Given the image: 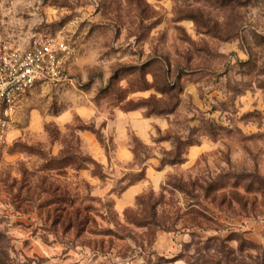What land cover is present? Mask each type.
<instances>
[{"label":"rangeland","instance_id":"rangeland-1","mask_svg":"<svg viewBox=\"0 0 264 264\" xmlns=\"http://www.w3.org/2000/svg\"><path fill=\"white\" fill-rule=\"evenodd\" d=\"M0 30L67 46L61 79L33 85L0 135V264L258 261L264 0H0ZM61 139H79V171L49 168ZM50 187L92 208L82 236L62 233ZM154 206L160 227L134 224ZM160 233L172 247L153 248Z\"/></svg>","mask_w":264,"mask_h":264},{"label":"built area","instance_id":"built-area-1","mask_svg":"<svg viewBox=\"0 0 264 264\" xmlns=\"http://www.w3.org/2000/svg\"><path fill=\"white\" fill-rule=\"evenodd\" d=\"M63 41H36L27 48L11 46L0 30V135L8 127L23 95L37 82L61 79Z\"/></svg>","mask_w":264,"mask_h":264},{"label":"trees","instance_id":"trees-1","mask_svg":"<svg viewBox=\"0 0 264 264\" xmlns=\"http://www.w3.org/2000/svg\"><path fill=\"white\" fill-rule=\"evenodd\" d=\"M176 86H179V85H176ZM176 86L171 87L169 91H174L176 89ZM163 92L167 93L168 91L164 89ZM74 141H76L78 145L79 139H61L62 149L60 150L57 156H53L49 159V163H48L49 168H54V169L59 168L63 170L65 169V173H67V169L69 168L75 171H79L80 169L83 168L82 162L86 160V157L82 155L80 148L75 146ZM180 156H181L180 150H177L175 154L176 161L182 160L180 159ZM93 163L96 164L95 161H93ZM131 184L133 183H130V185ZM57 188L50 187V191H51V194H55L57 190L61 191L60 192V197H61L60 204H62V207H60L59 209L62 210L63 215H60L59 222L61 223L62 233L63 234L69 233L70 230L73 229L75 232V235L77 237H80L88 231L89 229L88 224H91L90 223L91 221L95 222L94 218H92L89 215L92 212V208L86 207L85 211L86 213L88 212L87 213L88 215H84L83 210L81 211V209H74L73 205L70 204L71 202L70 189L68 187H62L61 189L60 188L57 189ZM151 216L152 218L150 220L149 219L138 220L134 224H136L137 226L152 225L155 227L157 226L160 227V221H158V214L156 213L155 206L153 207V213ZM91 231L95 233L93 229H91ZM101 234L110 235V234H114V232L112 231V229H105L103 230V233ZM216 240H219V238H216ZM222 242L223 241H221V243ZM247 245L250 248H255V247L257 248L256 245L246 243V241H243L240 245L239 250L243 252L245 246ZM256 258H258V261L257 262L255 261L256 262L255 264H264V251H262L260 253V256L258 255V257ZM246 262L247 260L245 259V256H242L241 259H238L239 264H248ZM217 264H220V263H217Z\"/></svg>","mask_w":264,"mask_h":264},{"label":"crops","instance_id":"crops-1","mask_svg":"<svg viewBox=\"0 0 264 264\" xmlns=\"http://www.w3.org/2000/svg\"><path fill=\"white\" fill-rule=\"evenodd\" d=\"M141 190V184H133L130 185L128 188H126V190L124 191L122 198H120L119 201L123 200L126 202L125 205H128L127 203H129L131 201L132 198H134V196L140 192ZM119 204V202H118ZM171 235L165 233V234H158V237L154 243V249L155 250H162L160 248V246L164 247V244H166V247H164V249H168L169 246L172 247V237H170ZM168 247V248H167Z\"/></svg>","mask_w":264,"mask_h":264}]
</instances>
